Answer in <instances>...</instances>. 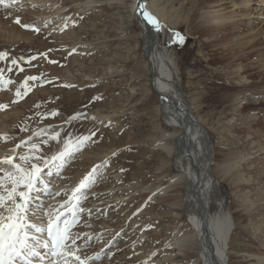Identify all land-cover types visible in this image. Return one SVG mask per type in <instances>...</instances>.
Here are the masks:
<instances>
[{"label": "rangeland", "instance_id": "374dc122", "mask_svg": "<svg viewBox=\"0 0 264 264\" xmlns=\"http://www.w3.org/2000/svg\"><path fill=\"white\" fill-rule=\"evenodd\" d=\"M231 1L233 0H215V10H221L225 14L238 12ZM134 2L135 0H51L43 5L45 2L32 3L29 0H22L18 4L0 7L1 12H17L20 17L28 20L27 24H33L40 29L39 33L33 32L35 35L33 39L39 43L22 49H0L10 54L8 60L2 61V67L6 69L13 57L23 56L27 60L36 55L37 59L31 61V66L20 61L19 67L13 70L14 77L24 80L26 76L42 74L41 80L30 82L28 95L21 101L23 104L20 105V117L14 123L11 116L5 118L12 124L7 133L2 131V135L8 136L7 143L10 145L24 142L16 156L29 154L35 157L41 152L53 155L57 146L50 140L55 132H59V139L63 140L68 133L69 137L78 135L90 116H111L114 119L111 123L109 121L102 124L103 126L91 125L87 133V135L93 131L96 133L89 141L94 150L103 156L97 165H105L97 173L105 172L102 175L105 178L101 183L99 181L94 183L95 187L102 189L100 198L107 196L109 190L115 189L116 192L111 193H118L117 187L107 188L114 185L112 173L114 171L121 177L127 175L128 184L137 182L150 184L159 178H164L165 181L167 176L173 177L179 170L176 159L154 145L162 134L158 128L159 123L165 131L172 130L165 126L156 95L152 94L148 83L150 74L146 66L141 31L133 14ZM146 2L157 15L160 26L172 28H169L168 33L173 42V33L179 32L174 29L177 28V24L173 19L178 15L181 18L185 16L171 12L169 0ZM251 4L252 14L249 17L233 18L229 26L232 27L242 21L239 23L241 24L239 29L242 30V25L249 22L255 34L263 32L264 0H252ZM174 11L179 12L178 5L174 6ZM163 12L166 16L164 19L161 18ZM201 12L203 11H199V14ZM67 16H70L68 21L65 19ZM58 20L65 21L67 28H64L65 23L61 26ZM187 21L185 19L183 24ZM4 23L2 20L3 27H8ZM180 33L185 37L184 43L173 42V48L169 49L166 58L171 60L174 73L180 76L178 81L182 83L194 115L206 129L205 138L212 159L210 170L214 175L216 167L226 157L239 158L232 180H221L214 175L216 180L208 212L214 215L221 210L234 223L235 231L229 250L231 264H262L258 260L264 254V105L253 102L259 98L264 100V95H259V92L251 88L249 90V86L238 89L239 97L235 102L214 106L203 103L200 99L203 95L202 85L195 81L194 76L197 70L196 63L209 57L205 56L206 52H203L196 36L190 34L187 24ZM3 34L7 36L6 44L11 43L8 32L3 31ZM204 40L206 41V38H203ZM73 48L76 52L69 55ZM166 51L163 49L165 54ZM44 52H48L47 58L38 55ZM50 60H56L58 63H50ZM20 67H23L24 71H20ZM208 71L212 76L214 73H223L224 82L231 83V76L227 75L228 69L222 71L220 65H214L209 67ZM15 78L12 81L15 82ZM64 85H72L73 88ZM20 90L23 91V85H20ZM96 97L99 99H94ZM246 98L250 104L246 103ZM53 111L58 112V115L51 116ZM258 121H262L263 124L258 125ZM41 130L44 132L41 133ZM42 141L47 143H41ZM31 143H40L41 152L29 153L27 146ZM72 159L67 161L64 171L57 174L56 179L62 178L60 176L71 171L74 165L80 162L76 160V156ZM0 167L4 168L3 165ZM50 181H48V184L51 183L50 186L45 185L48 190L45 192L47 199L57 195L53 194L55 191L53 185H56L57 181ZM130 186L126 185L125 188ZM58 193V196H63ZM185 193L184 190L179 196H185ZM126 197H118L117 203L122 202L116 206H113L115 204L113 198H108V210L103 213L102 206L89 218H86L85 211L80 210V222L88 220L99 224L103 219L108 221L113 219L112 224L120 226L123 225V220H126L125 224L128 226L131 225L133 218H138V222L133 224L134 228L142 225L149 233L138 234L136 231L129 233L124 230L125 227L115 232L113 236L108 232L104 233L103 235H106L100 239L102 242H99L105 244L100 251L102 252L100 264H131L134 260H144L142 256L153 250L156 256L164 255L167 250L165 252L163 248L176 229L177 222L180 227L191 223L186 212L182 211L181 219L178 214H170L172 211L179 212L178 209H172L166 204L154 205L155 200L152 199L144 201L141 205L140 209H149L147 214L142 216L133 213L128 217L127 206L121 205ZM32 202L37 208L35 213L38 211L36 215H43L48 206L57 209L55 200L44 201L41 197L34 196ZM119 226L114 229L120 228ZM82 227L83 224L80 228ZM87 227L92 229L94 226L91 224ZM85 238L80 235L76 241L82 249L80 254L97 249L100 245L96 244L99 240L86 242ZM107 238L110 239L109 242H106ZM97 253L99 251H96ZM192 255L197 258L199 250ZM186 262L187 259L177 256L173 264Z\"/></svg>", "mask_w": 264, "mask_h": 264}, {"label": "bare ground", "instance_id": "6f19581e", "mask_svg": "<svg viewBox=\"0 0 264 264\" xmlns=\"http://www.w3.org/2000/svg\"><path fill=\"white\" fill-rule=\"evenodd\" d=\"M21 1L22 0H14V2H10V0H5V4L3 5H14ZM29 1L32 3L45 2L43 3L44 5L49 3L51 0ZM143 1L145 2L146 10L156 17L157 15L154 14L150 4H148L146 0ZM231 2L232 6L239 10L238 12L225 14L221 10H215V0H169L168 2L171 12L183 14V16H185L181 18V16L178 15L176 16L177 19H173L174 23L177 24V28L174 29L181 32L184 25L187 24V29L191 32L190 34L196 36L198 42H200V46H202L203 52H206L205 56L209 57V59L207 58L205 61H198L196 63L197 70L194 78L196 79L195 81H198L199 84L202 85L201 89L203 91V95L200 98L201 101L211 106L235 102L239 97L238 89L242 87L250 86L248 88L249 90L251 88V90L259 92V95H264V31L255 34L249 22L242 25L243 29L240 30L239 28H241V24L239 23L242 22L240 20L239 23L234 24L232 27L229 26L230 22H233V18L236 19L238 16L249 17L252 14L250 7L252 6V0H233ZM3 5H0V7ZM177 5L179 6L180 13L178 11H174V6ZM54 6L56 7L57 5L54 4ZM199 11L203 12L199 14ZM56 12L54 14H56ZM140 13L137 0H135L133 5V14L140 28L141 36L144 42L143 46L146 53V66L148 67L147 69L150 74L148 77V83L150 89L152 90V94L155 93L156 95L160 112L165 121V126L172 130V132L165 131L159 123L158 128L161 130L162 134L160 135L161 138L157 140L155 139L156 142L154 145L158 146L161 151L174 157L179 170L173 177L167 176L165 181H163L164 178H159L158 181L150 184L144 182L128 184V179L126 178L127 175L123 174L124 176L121 177L114 171L112 172L114 175V185L107 188L111 189L112 187H117L119 188L117 190L118 193H111L116 192L115 189L113 191L109 190L107 196L100 198V192L102 189H98L93 184L90 189L86 190L84 193V197H86V199L84 197L81 199L82 210L85 211L84 213H86V218H89L95 210L100 209L102 206L104 210L103 213L108 210V198H113V202H115L113 206H116L122 202L117 203L118 197L127 196L124 199L125 201L123 204H121L127 206V216L129 217L133 213H138L144 216L149 212V209H140L141 205L144 201L151 198L152 200H155L153 202L154 205L162 206L166 204L172 209L179 210V212L172 211L170 214H178L181 216L182 211L186 212L191 223L180 227L179 222H177L176 229L172 232V235H170L171 237L166 241V246L163 248L165 252L167 250L166 254L160 255L162 253H159L160 256H156L154 255L155 251L150 250L152 252L149 254L145 253L146 255L142 256L144 257V260H134L132 263L130 262L131 264H173L177 256L187 259L185 264H231L229 250L235 231L234 223H232L229 216L221 210H218L214 215L210 214L208 212V206L210 204L212 190L216 180L214 175H217L221 180H232L233 172L238 166L239 158L235 156L226 157V159H224V161L221 164L219 163L216 167L214 172L215 174L213 175L210 164V161L212 160L211 153L208 148V142L205 138L206 129L202 122L194 115L192 106L190 105V101L184 92L182 83L178 81L180 76L174 73L171 60L166 58V55L169 54V49L173 48V42L168 33L169 28L171 27L161 26L160 31H156V29L149 25L147 21L141 18ZM16 17L20 18L22 24L28 23V20L22 16L20 17L17 12L7 13L5 11L1 12L0 10V38H3V40H0V49L2 50H6V48L22 49L28 45L33 46L39 43L37 40L33 39V36H35L33 35L34 31L26 30L14 22ZM165 17L166 16L163 12V14H161V18L164 19ZM69 18L70 16L65 17L66 21H68ZM185 19L188 21L183 24ZM2 20L5 21L4 24H7L8 27H3L1 24ZM60 20H58V22H60ZM234 22L236 23L235 20ZM64 23L65 21H61V26ZM227 26L231 27V29H227ZM3 31L8 32V37L10 38L9 41L11 43L6 44L5 40L7 39V36L3 34ZM203 38H206V41H203ZM42 44L46 45L45 43ZM163 49L167 50L166 54L163 52ZM149 51L151 52V56L148 55ZM214 65H220L222 71L226 69L229 70L227 75L231 76V83L227 84L224 82L223 73H214V76H212L211 73H208L210 72L208 71L209 67ZM0 67H2V62H0ZM14 74L15 73L13 72L9 73L5 71V79L10 78L12 80L15 78ZM23 81V79L18 78L15 82L13 81L11 87L10 85L0 86V104L8 105L6 109L0 110V137H4V139H0V145L4 146L3 148L0 147V158H4L10 154L16 155V153L24 146V143H20L21 147L19 150L16 149V152L12 153L11 150L16 148V142L10 145L7 143L8 136L2 135V131H6L7 133L12 122L14 123V121L20 117V105L23 104H21L22 99H19V102L13 101L17 100L15 92L17 89H20V85H23ZM6 87L8 89H5ZM246 103L250 104V101L247 98ZM254 103L264 105V100L259 98L256 99L253 104ZM187 106L194 117L195 122L188 117L186 111L184 110V107ZM9 117L13 118L11 123H8V121L5 120V118ZM90 117L91 118L86 119L87 123L82 125L83 127L78 135L69 137L68 134L70 133H68L65 135L63 140L59 139L60 135L55 140H50H53L52 143L57 146L54 154L63 150L65 140L70 139L73 143H75L79 137L87 135L89 126L104 125L105 123L109 121L111 123L114 120L111 116L107 115H96ZM257 124L262 125L263 122L258 121ZM56 127L58 128V125ZM91 146L92 143L87 141L80 147L79 150L73 149L72 154L66 157L62 162L58 161L54 164H50L44 169L40 179L37 181L36 189L32 193L33 199L30 203V214L35 213L37 210L36 206H33L34 203L32 202L34 201V196L35 198L39 196L44 201L55 200L57 201V210L59 212L67 211L66 209H62L60 206L68 200L72 190L78 185L79 181L94 166H96L100 160L103 159L102 154L96 152L93 146ZM84 148L87 149L83 151ZM27 150L28 148L26 151ZM38 155L45 158H50L52 156V154L47 155L45 152H41ZM75 156L76 160H80V162H76L77 164L75 165L73 164V169L71 167L72 170L68 173L66 172V174H61L62 176L60 177L62 178L56 179L58 177L57 174L64 171L67 161L73 160L72 158ZM33 161L37 162L35 159H33ZM40 163L42 166L43 162L41 161ZM3 166L7 169L10 168V166L6 164ZM244 171H247L246 168ZM97 173L95 182L99 181L101 183V180L105 178L102 177L105 172L102 171L99 174ZM48 181H57V184L53 185V188L55 189L53 194L60 192L63 196L56 195L47 199L45 196L48 190L45 185L48 187L51 184H48ZM126 185L131 186L130 188H125ZM184 190L186 192L185 196H179V193ZM35 204L38 205L39 203ZM9 206L10 203L6 202L5 206L0 208V212L7 215L6 209ZM80 210L81 209L77 210L76 224L73 226L71 231L79 236L83 235L86 237V242L99 240L96 244L99 242L101 243L102 241H100V239L106 235H103L104 233L108 232L111 236H113L115 232H119L123 227H125L124 230L126 229L129 233L133 231H136L138 234L148 233L142 225L134 228L133 224L138 222V218H133L131 225L128 226L125 224L126 220H123V225L120 226L112 224L113 219L111 221L103 219L99 224H95L93 221L88 220H82V222H80ZM35 214H38V211ZM68 219H72L71 214H69ZM81 224H83L82 228H80ZM91 224L95 228L93 227L91 229L87 227V225ZM116 226H119L120 228L114 229ZM109 241L110 239L107 238L106 242ZM104 246L105 244H100L97 249L83 253L81 256L82 258L98 256V259L90 260L89 264H100L99 260L101 259L100 255L102 253L100 251H102ZM162 246L160 249H162ZM197 249L199 250V256L196 258L192 254ZM96 251H99V253L96 254ZM263 255H261L262 257L258 260V262L262 264H264Z\"/></svg>", "mask_w": 264, "mask_h": 264}, {"label": "snow or ice", "instance_id": "6c2138e0", "mask_svg": "<svg viewBox=\"0 0 264 264\" xmlns=\"http://www.w3.org/2000/svg\"><path fill=\"white\" fill-rule=\"evenodd\" d=\"M14 2V0H10ZM5 4V0H0V5ZM138 9L141 12L143 19L149 25L160 31V23L155 16L145 10L143 2L138 4ZM14 22L26 30H32L39 33L40 29L33 24H22L19 17H16ZM74 23V22H73ZM64 28H67L65 23ZM185 37L180 32L173 33V42L183 44ZM51 51V50H49ZM76 52L73 48L69 55ZM7 51H0V62L9 59ZM38 55L48 57V52L39 53ZM37 56H31L27 60L23 56L13 57L10 59L7 69L0 67V86L11 85L13 81L5 79V71L11 73L15 67H19L20 61H24L31 66V61L36 60ZM50 63H58L56 60H50ZM24 71L23 67L19 68ZM42 78L37 75L26 76L23 81V91L17 89L15 96L19 99L28 95L30 90V82L39 81ZM71 87L72 85H64ZM94 99H99L96 97ZM8 105L0 104V110L6 109ZM39 107V105H37ZM51 116L58 115V112L53 111ZM75 118V117H73ZM44 130H41L43 133ZM41 133H36L40 135ZM60 133L56 132L51 136L55 140L59 137ZM96 133L90 132L89 135L79 137L75 143L70 139L64 141L62 151L53 154L50 158L43 156L33 157L29 154L8 155L0 158V165H8L9 169L0 167V208H3L7 203V215L0 212V264H89L90 260L98 259L97 257L82 258V251L79 245L76 244L79 235L73 233L71 229L76 224L77 210H82L81 199L84 197L86 190L95 183L96 173L104 164L94 166L72 190L68 200L60 207L66 209L71 214L72 219H63V212H59L54 206H48L47 211L43 215L30 214V203L33 199L32 193L36 189L37 181L40 179L43 171L50 164L58 161L62 162L66 157L72 154L73 149L79 150L80 147L87 141L91 140ZM4 139V137H0ZM24 143V142H21ZM41 143L46 144L47 141ZM21 147L20 144L16 145L15 149L11 152L15 153L16 149ZM41 150L40 143H31L29 146V153L39 152ZM35 159L37 162H33ZM19 160L20 162H16ZM43 162L42 166L40 162ZM59 193H57V196ZM155 195V194H153ZM86 199V197H84ZM151 199V198H149ZM43 250V251H42Z\"/></svg>", "mask_w": 264, "mask_h": 264}, {"label": "water", "instance_id": "95a60500", "mask_svg": "<svg viewBox=\"0 0 264 264\" xmlns=\"http://www.w3.org/2000/svg\"><path fill=\"white\" fill-rule=\"evenodd\" d=\"M141 2H143L144 5H145V2H144L143 0H137V3H138V4L141 3ZM145 10H146V6H145ZM140 16H141V18L143 19V16H142L141 13H140ZM148 55L151 56V52H150V51L148 52ZM184 110L186 111L188 117H189L193 122H195V119H194V117L192 116V114H191V112H190L188 106H187V107H184Z\"/></svg>", "mask_w": 264, "mask_h": 264}]
</instances>
